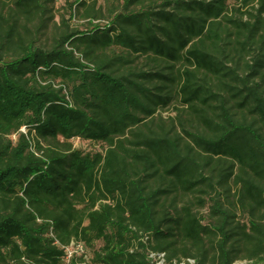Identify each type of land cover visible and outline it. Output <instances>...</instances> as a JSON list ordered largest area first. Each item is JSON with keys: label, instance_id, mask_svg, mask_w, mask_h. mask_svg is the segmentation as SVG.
<instances>
[{"label": "trees", "instance_id": "trees-1", "mask_svg": "<svg viewBox=\"0 0 264 264\" xmlns=\"http://www.w3.org/2000/svg\"><path fill=\"white\" fill-rule=\"evenodd\" d=\"M54 3L0 0V264L264 263V0Z\"/></svg>", "mask_w": 264, "mask_h": 264}, {"label": "rangeland", "instance_id": "rangeland-1", "mask_svg": "<svg viewBox=\"0 0 264 264\" xmlns=\"http://www.w3.org/2000/svg\"><path fill=\"white\" fill-rule=\"evenodd\" d=\"M66 1H71V0H55L54 3V13H55V19L58 20L59 16L62 14L66 15L65 7H66ZM99 3L103 2V0H97ZM70 23L73 26H78L81 27L83 22L79 21L77 19H72ZM173 111L171 110V107H168L167 109H164L161 111V116L163 118L173 116ZM72 144L75 148H78L84 152H95V151H103L104 148L101 144L98 143H92L86 140H81V139H73ZM234 264H246L245 262L237 261ZM264 264V263H261Z\"/></svg>", "mask_w": 264, "mask_h": 264}, {"label": "built area", "instance_id": "built-area-1", "mask_svg": "<svg viewBox=\"0 0 264 264\" xmlns=\"http://www.w3.org/2000/svg\"><path fill=\"white\" fill-rule=\"evenodd\" d=\"M83 245L80 242H74L71 241L68 246L65 247L66 252V259L69 260L72 254L74 253H80L83 251ZM150 257H152L155 260L156 264H163V254H150Z\"/></svg>", "mask_w": 264, "mask_h": 264}]
</instances>
